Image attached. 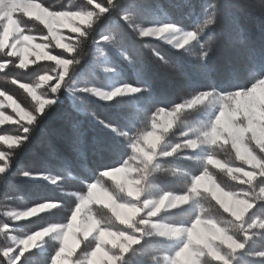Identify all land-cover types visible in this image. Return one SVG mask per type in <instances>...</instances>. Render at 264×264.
Instances as JSON below:
<instances>
[{
	"label": "trees",
	"instance_id": "16d2710c",
	"mask_svg": "<svg viewBox=\"0 0 264 264\" xmlns=\"http://www.w3.org/2000/svg\"><path fill=\"white\" fill-rule=\"evenodd\" d=\"M40 3L48 11L55 13H86L93 14L92 23L81 28L80 33L64 31L72 51L59 48L52 40L48 41L49 51L71 62L68 75L62 86L54 94L46 84V96L52 98L55 104L44 108L47 119L38 127L31 142L23 151H19L18 144L8 146L0 142V152L4 159H0V166L11 162L17 175L29 172L28 176L11 181L0 186V254L11 245L9 234L24 236L34 232L42 226L67 225L77 208V194L87 191L88 184L101 181L111 192L117 193L110 180L98 175V170L115 167L121 159L123 149L113 140L112 134L105 128L111 122L121 126L136 129L144 128V116L154 105L171 111L176 105H183L197 96L200 92L237 93L246 91L251 83L264 71V0H113L118 6L111 12L100 11L106 6L107 0H32ZM212 4H219L221 15L229 12L230 21L238 25L233 32V40L229 42L222 35L219 36L216 49L207 66L201 65L198 59L199 50L190 56H183L161 48L165 57L170 61L166 67L158 66L147 53H143L145 67L135 62L125 61L115 48H107L102 42V36L110 38L124 34L126 48L133 56H139L136 51L138 44L132 38V30L137 24L155 25L160 15H165V22L171 18L177 23L186 26L195 18L201 16L204 9ZM123 10V11H121ZM20 25L29 33L42 37L47 32L36 20L24 14H18ZM135 22V23H133ZM132 25L129 30L128 25ZM246 46L239 44L240 32ZM1 31V28H0ZM219 35L222 31L218 23L215 29ZM91 32L87 43L80 45L82 34ZM148 41L155 39L143 38ZM116 47H119L117 44ZM105 57L110 70L105 69V63L100 57ZM75 58V59H74ZM114 74H112V72ZM59 67L53 61L35 62L30 66L22 67L16 58L0 50V93L14 98L23 108L30 105L37 106L24 91V86L36 87L42 77H57ZM110 81H117L121 85H132L139 89L133 96H118L110 102L96 100L77 89L87 90L90 87L105 88ZM55 84L50 82V85ZM79 94L77 99L73 95ZM194 112L187 113L181 121H186ZM103 121V123H101ZM177 123L176 127L168 133L162 145L169 142H178L183 139L184 126ZM36 127L31 123L5 124L0 126V134L8 133L10 136L22 134V128ZM152 128V127H151ZM149 131V130H148ZM147 131V132H148ZM139 143V142H138ZM251 150L256 153L264 163V146L259 149L249 141ZM191 150V149H190ZM15 152H19L15 155ZM171 156L161 157L157 160L174 162V169L166 175L159 172L144 171V188L141 201L147 194L150 199H157L163 194L188 195L195 178L208 174L225 191L251 202V211H247L241 219H237L226 211L211 193L199 191L190 204H186L168 213H161L151 221L163 222L172 226H188L200 218L203 221H212L221 226L239 244L238 250L221 248L228 256V264H264V166L259 175L252 181L235 182L225 171L198 161L189 152L188 146L182 147ZM211 153L219 161L242 166L232 149L224 143H216ZM191 154V157L187 156ZM233 155V157H232ZM154 162L148 163L151 166ZM33 176H46V180L32 179ZM136 177H138L135 174ZM58 186V190H56ZM118 197V195L116 196ZM124 202V197H118ZM137 201L138 204H142ZM42 202H61L57 204L56 214L53 209L42 212L23 221H16L7 214L8 211H26L33 205ZM215 205L210 208L209 204ZM91 212L102 229L116 231L135 236L139 244L132 245L121 259L126 264H149L155 257L156 264H167L168 258L175 254L174 244L155 234L149 223L137 227L140 215L131 225L123 224L117 220L109 207L103 205L92 206ZM253 212L251 226L247 223ZM151 228V232L144 231ZM79 242L84 241L78 236ZM93 237L80 243L75 250L73 262L82 261L85 255V244L91 247L95 244ZM51 244L37 252L28 260V264H47L51 253ZM107 245L108 251L116 250ZM27 255V253H25ZM21 256L17 264H23ZM202 264H224L212 258L206 251L201 256Z\"/></svg>",
	"mask_w": 264,
	"mask_h": 264
},
{
	"label": "rangeland",
	"instance_id": "374dc122",
	"mask_svg": "<svg viewBox=\"0 0 264 264\" xmlns=\"http://www.w3.org/2000/svg\"><path fill=\"white\" fill-rule=\"evenodd\" d=\"M99 10H102L101 7H99ZM49 13L55 12L48 11L36 1L0 0V50L16 58L18 64L22 67L45 60L53 61L59 67L56 78L44 76L36 87L24 86L25 93L36 102L37 107L42 111L50 104V101H53L52 98L45 95L46 87L44 85L49 86L51 91L56 94L57 88L62 86L71 66L70 61L60 58L49 51L48 41L52 40L59 48L71 52L72 48L66 39L67 36L64 31L80 33L81 28L90 25L94 18L93 14L86 13L66 12L59 15H49ZM18 14H24L28 18L39 22L45 28L47 34L38 37L29 33L20 25L17 18ZM165 19V15H160L155 26L165 22ZM144 38L156 39V37L152 36ZM102 42H105V40H102ZM100 59L105 63V69L110 70L106 64L105 57L101 56ZM51 81L55 84L50 85ZM53 85L55 86L54 88ZM76 92H84L96 100L110 102L118 96H133L139 93V89L132 85H121L117 81H110L105 88L90 87L88 91L86 89H77ZM101 93H110V95L101 98ZM210 93L211 96L202 97L201 100L194 104L184 103L175 112L171 110L161 113L157 117L159 123L155 124L142 137V140L137 143L136 151L148 163L155 162L159 159V156L165 157L160 154L161 147L167 144L162 145L164 137L176 127L178 122L182 123V117L186 116L187 113L194 112L191 118H186V121L184 120L182 123L184 126L183 139L179 144L188 146L189 152H192L193 157L198 161H204L205 164H211L217 169L225 170L231 178L235 177V179L232 178L235 182L252 181L254 177L259 175L264 166L261 158L249 146V141H252L256 147H260L259 149L264 146V86H257L250 92L248 90L242 91L240 95H236V93ZM78 95H73V99H77ZM21 107L14 98L0 93V126L31 123L27 114L21 111ZM14 121H19V123ZM189 140L193 141L190 145L187 144ZM0 142L8 146H14L19 143L16 139H9L7 142L0 140ZM170 143L174 145L178 142ZM216 143H224L229 146L233 151L234 157L242 161V166L244 167L226 164L214 157L211 151ZM181 150L182 148L177 149V151ZM187 156L191 157V154ZM0 159H4V155L1 152ZM236 169H239V171H236ZM135 174L138 176V170L129 167L127 171L109 173L103 177L112 182L117 190L116 194L111 193L104 186V182L97 181L95 182V188L88 187L85 193L76 195L79 206L71 217V226H69V223L64 226H50L53 231L60 232L63 239L65 251L58 257V264H108L113 258L111 257V251L106 248L107 245L113 246L112 248H118V246L123 247L127 243L129 246L124 253L134 245L131 241L125 240V237L130 235H121L116 231L100 227L99 222L91 212L92 206L95 205L109 207L117 220L127 225L133 224L140 215H144L146 224L149 223L151 225L155 234L170 240L175 246L176 252L172 258H168L167 264H202L201 256L204 251L219 262L229 263L228 256L222 252L221 248L238 250L241 247H236L239 243L216 223L195 218L193 223L188 226H172L151 220L161 213H168L194 202L193 197H196L199 191L211 193L223 208L237 219H241L249 210L251 202L248 199L240 198L223 190L212 176L202 174V176L195 178L193 181L190 194L176 195L167 193L170 197L179 196L185 199H176L171 206H168L167 201H165L164 205H161L160 212L154 216H148V205L141 207L144 201L140 199L144 190V188L142 189L144 171L140 177H136ZM32 179L46 180L47 177L33 176ZM262 193L264 195V190ZM117 195L118 197H124L125 201H120L116 197ZM162 196L164 194L157 199L151 198L150 202H157ZM138 200L142 204H138ZM118 205L124 206L119 207ZM51 209L53 208L48 207L28 216L23 214L29 210L8 211L7 214L16 221H23ZM194 224L195 227H193ZM85 235L88 238L95 237L102 246L96 251L95 255H89L84 260L75 263L72 257L80 244L78 236L84 238ZM21 237L10 233L9 240L11 245H15L16 241ZM131 237L133 240H139L135 236ZM39 247L40 245L38 244L37 248ZM14 251H19V249L7 246V249L4 250V255L11 256ZM19 259L15 260L13 264H17ZM114 264H118V259H115Z\"/></svg>",
	"mask_w": 264,
	"mask_h": 264
},
{
	"label": "clouds",
	"instance_id": "9594fccd",
	"mask_svg": "<svg viewBox=\"0 0 264 264\" xmlns=\"http://www.w3.org/2000/svg\"><path fill=\"white\" fill-rule=\"evenodd\" d=\"M116 7L113 5V0H107L106 6L101 10L104 12H111L116 10ZM123 11V10H121ZM62 13H49V15H59ZM230 13L225 11L223 16L221 15L220 5L212 4L204 9V12L201 16L192 20L187 26L184 23H177L175 20L169 18L166 22L161 23L159 26L155 25H145V24H137L135 30H132V25L129 24V30H132V38L138 44V48L136 51L140 53V55L133 56L132 52L128 51L125 44V38L123 32H121L118 36L114 38H110L108 35H104L101 38L105 40L107 43L104 45L107 48H115V51L122 55L123 59L128 62H135L136 65L140 67H145L146 62L144 60L143 53H147L148 57L152 59L158 66L166 67L170 64V61L165 57L164 53L160 51L161 48H167L171 52H177L183 56H190L196 50H199V62L201 65L207 66L209 61L212 58V55L215 52L216 45L219 39V36L222 35L226 40L231 42L233 40V32L237 31L238 25L232 23L230 21ZM135 23V22H133ZM218 23L222 27L221 33L218 35L215 29L217 28ZM240 39L239 44L241 46H246L247 41L243 37V29H239ZM91 32L86 34H82L80 38L81 50L82 46L87 43V37L91 36ZM152 36L156 37L155 41L144 40V37ZM119 47H116V45ZM75 59V58H74ZM257 86H264V71H262L258 78L255 79L248 91L250 92ZM55 86L53 85V88ZM241 91H238L236 95H240ZM46 95V93H45ZM101 98L110 95V93H101ZM211 96L210 92H200L197 96H195L191 101H185V103L194 104L201 100L202 97ZM218 102V101H213ZM50 104H55V101H50ZM183 105H176L175 108L172 109L173 112L176 109L182 107ZM21 111L27 114L29 121H31L32 125L36 127H25L24 125H20L22 128V134L18 136H10L8 133L0 134V140L7 142L9 139H16L20 141L18 144L19 151H23L24 148L27 147L28 143L31 142V135H35L38 127L44 120L47 119V113L40 110L39 107L30 105L29 108L21 107ZM165 108L154 105L148 112L145 113L144 116V128L136 129L132 127L121 126L116 123H107L105 124V128L112 134L113 140L119 145L121 149H123L121 153V159L116 164L115 167L104 168L98 170V175L100 177L107 176L109 173H115L118 171H127L129 167H133L138 170V177H140L143 171L151 172H159L162 175H166L170 169H174L175 164L171 161H163L156 160L151 166H149L148 162L145 161L139 153L136 151V145L138 142L142 140V137L147 134V131L151 129L155 124L159 123L157 117L161 113H165ZM218 119V118H217ZM15 123H19V121H14ZM103 123V121H101ZM193 141L189 140L187 142L188 145L192 144ZM186 145H182L179 143L171 144L170 142L165 144L160 149V154L162 156H171L174 153L177 154V158H179V154L177 153L178 148L185 147ZM15 155H18L19 152H15ZM231 171V170H230ZM239 171V169H236ZM29 172L25 171L20 175H17L16 170L13 168L12 163H6L3 166H0V186L5 185L11 181H16L21 179L22 177L28 176ZM235 179V177H232ZM243 183V181H241ZM89 188H95L96 183L88 184ZM137 187H139L137 185ZM58 190V186L56 188ZM123 191V190H122ZM176 199H185L184 197H170L167 193L162 196L157 202H150V197L145 194L144 203L141 207L148 205L147 207V215L154 216L158 212L161 211V205H164L165 201H167L168 206H171ZM60 204V210L63 208V204L61 202H42L39 204L33 205L28 212L23 215L28 216L31 214H36L37 212L46 209L48 207L53 208L52 215L56 214L57 204ZM79 205H77L78 207ZM119 207H123L124 205H118ZM264 206V205H262ZM210 208H214L215 205L209 204ZM253 206H249V211ZM176 211H182V209H176ZM257 215L256 212H253L251 216H249L247 223L251 226L253 222V218ZM264 215V213H262ZM146 223L145 217H140L137 222V227L139 228L141 225ZM199 223V221H197ZM69 226H71V217L69 218ZM195 227V224L193 225ZM264 227V225H262ZM144 231L151 232V228H145ZM119 234L123 235L121 230H118ZM163 234V233H161ZM47 237V239H45ZM93 239L96 241L91 247L85 244V255H95L96 251L102 246L99 240H96L95 237ZM88 240V236L85 235L84 241ZM126 241H131V243L139 244L140 240H133L131 236L125 237ZM52 241H57L56 244L51 245V253L47 264H58V257L65 251L63 245V239L61 233L58 231H53L50 226H42L34 232H30L22 236L19 240L16 241L15 245H9V247H13L14 249H19V251H14L11 256H3L0 254V264H13V262L19 257L24 256L23 264H28L29 258L36 255L38 251L42 250ZM81 241L80 243H84ZM38 244L40 245L37 248ZM128 244L125 243L123 247H119L116 250L111 251V259L108 264H114L115 259H120L123 253L127 250ZM236 247H243L242 244L236 245ZM33 249H37V252L32 251ZM27 253V255H25ZM121 264H126L125 261L121 259ZM149 264H156L155 257L150 259Z\"/></svg>",
	"mask_w": 264,
	"mask_h": 264
}]
</instances>
